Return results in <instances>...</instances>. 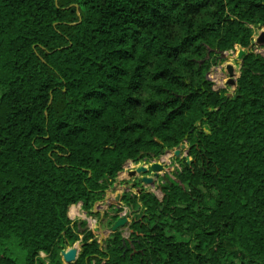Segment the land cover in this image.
Here are the masks:
<instances>
[{
  "label": "trees",
  "instance_id": "1",
  "mask_svg": "<svg viewBox=\"0 0 264 264\" xmlns=\"http://www.w3.org/2000/svg\"><path fill=\"white\" fill-rule=\"evenodd\" d=\"M259 24L264 0H0V264H63L80 235L74 264H264ZM237 46L228 96L209 76ZM186 139L160 196L127 199L128 238L71 221Z\"/></svg>",
  "mask_w": 264,
  "mask_h": 264
},
{
  "label": "rangeland",
  "instance_id": "2",
  "mask_svg": "<svg viewBox=\"0 0 264 264\" xmlns=\"http://www.w3.org/2000/svg\"><path fill=\"white\" fill-rule=\"evenodd\" d=\"M251 29H252V44L249 47V49L252 52H254L255 54L264 56V25L259 24V25L253 26ZM242 50L245 51L246 53L248 52L247 49H243L240 46H237L231 52V54L234 53V55L228 56L229 55L228 54L227 57L225 55L222 62H219L217 65L212 67V69L210 71L209 78H211V76H212V78H214V80H215L216 74H220V73L227 74L228 73L230 78L233 80L232 82L237 83L238 77L240 76V73H241V64L238 61V56ZM230 64H232L233 66H231V67L234 68L233 75H230V72L228 70V67L230 66ZM227 65H229V66H227ZM217 82L213 83V84L217 87L218 91L224 90L225 95H228V96H231L235 93L236 88H237L236 86H235L234 90H232L231 88L221 87L219 85V83H217ZM224 91H221V92H224ZM170 155H173V153H171ZM173 158L178 159L176 157H171V160ZM144 161H146V160H142V162H144ZM140 162H138V163H140ZM149 162H151V161H149ZM148 166H152V164L148 163ZM129 169L130 168L123 170L116 177L114 183H112L111 188L106 191V193L109 191L112 195L106 197L107 194L105 193V195L102 197V199L100 201H97V202L89 205L88 208H84L82 203L74 205L75 207H77L78 212L86 213L87 216L89 217V219L85 217L86 215L83 217L82 216L79 217V215H76V214H74L75 212L71 211V208L73 206L70 208L69 217H70L71 221L73 223H75V222L82 223L83 222L85 224V229L87 231L92 232L95 235V239H97L101 243V245H103V242L107 239L108 234L111 233L110 230H111V226H112L111 223L113 221V218H116L121 213H123L124 212L123 210L128 212V214L130 215V222H131L133 215H132V211L130 210V205L127 201L129 196L132 198L134 197V200H137L136 197L140 196V194L143 191H146V192L157 191L158 195L160 196V192H159L160 190L159 189H160V186L164 183V178H161V177L156 181V185H154V186L146 185V187H144L143 182L141 181L140 178H138V177H140V175H139L137 177L138 178L137 181L136 182L134 181L135 183L132 184V188L130 190L128 189L129 187L127 185H126L127 186L126 188L118 190L117 187H115L117 184L116 183L117 180L122 178V176H123L122 174H124V175L126 174V177L124 176V179L127 180L128 179L127 176L130 173V172L128 173V171H130ZM150 173H152V172L150 171L149 174H146V177H150V176L152 177V174H150ZM160 174L167 175L166 172H164V173L162 172ZM129 177H130V175H129ZM117 192H121L120 197H119L120 199L119 200H117V198L111 199L112 197H114L113 195H115ZM107 201H109L111 204H108ZM138 203L142 207V202L139 201ZM117 219H118V217H117ZM123 235H124V237L128 238L130 235L129 230L125 228L123 230ZM83 237H84L83 235H80L78 240L74 244H69L67 247H64L62 249L63 250L62 252H64L68 248L81 246V247H79L80 250L78 252V256L75 260V263L79 260V257L81 255V250H82V246H83ZM62 260H63V264H66L64 259H62ZM71 264H74V263H71Z\"/></svg>",
  "mask_w": 264,
  "mask_h": 264
},
{
  "label": "water",
  "instance_id": "3",
  "mask_svg": "<svg viewBox=\"0 0 264 264\" xmlns=\"http://www.w3.org/2000/svg\"><path fill=\"white\" fill-rule=\"evenodd\" d=\"M245 54H246V52L243 51V50L240 52V54L238 56V61L240 62V64L242 63V60H243V57H244ZM228 70L230 72V75H233L234 68L229 66ZM232 81L233 80H231L230 83H234L235 84V82H232ZM235 86L237 87V83H236ZM231 96H233V95H231ZM170 152H173L174 156L176 158H182V157L188 156L187 139L185 140V142L182 145H180L179 147L173 149ZM170 152H168V153H170ZM150 171L152 172V173H150V174H152V177L151 176L150 177H146V174H149ZM165 171H166V167H165V165L163 163H161V164H152V166H150V167H146L145 165H143V166L137 167L136 170L130 172V175H132V176H139L140 175V177H138V178L141 179V181L144 184V187H146V185H152V186L156 185V181L160 177L164 178V180H169V177L167 175L160 174L162 172L164 173ZM152 193L157 195V193H155V192H152ZM157 196H159V195H157ZM119 199L120 198H117V200H119ZM129 223H130L129 214H128L127 211H125L112 224L110 231H111V233H116L118 231L124 230L125 228L128 229ZM76 253H77V250L75 248L71 249V251H68V252H65V251L62 252V254L64 256L63 259L66 262V264L75 263Z\"/></svg>",
  "mask_w": 264,
  "mask_h": 264
},
{
  "label": "built area",
  "instance_id": "4",
  "mask_svg": "<svg viewBox=\"0 0 264 264\" xmlns=\"http://www.w3.org/2000/svg\"><path fill=\"white\" fill-rule=\"evenodd\" d=\"M253 27V26H252ZM233 51V50H232ZM232 51H230L228 54H226V57H227V55L228 56H231V55H234V53H232L231 54V52ZM239 78V77H238ZM210 80H211V82L212 83H216V81L214 80V78H212V76H211V78H210ZM213 87H214V89L216 90V91H218V89H217V87L213 84ZM167 155V154H166ZM165 155V156H166ZM165 156H163V157H161V158H158V159H160V160H163V158L165 157ZM171 157H173V156H170L167 160H163L162 161V163L166 166V167H168V168H175L176 170H175V172L176 171H178V170H180V165H179V163H178V161H177V159H172L171 160ZM158 159H153V160H150V159H144V160H146V161H144V162H140V163H134V162H128L126 165H125V167H124V170L125 169H128V168H130L129 170H131V171H133V170H135L139 165H141L142 163L145 165V166H148V163H151V164H153V163H155L156 162V160H158ZM149 161H151V162H149ZM174 172V171H173ZM172 172V173H173ZM166 174H167V176L168 177H170L171 176V174L169 173V172H166ZM165 181V180H164ZM155 193H157V195H158V192L157 191H154ZM107 203L108 204H111L109 201H107ZM124 212H125V210H123ZM122 214V213H121ZM121 214L119 215V216H121ZM129 218H130V216H129Z\"/></svg>",
  "mask_w": 264,
  "mask_h": 264
},
{
  "label": "crops",
  "instance_id": "5",
  "mask_svg": "<svg viewBox=\"0 0 264 264\" xmlns=\"http://www.w3.org/2000/svg\"><path fill=\"white\" fill-rule=\"evenodd\" d=\"M132 170V169H131ZM130 170V171H131ZM130 171H128V173L130 172ZM123 175V176H122ZM121 176H122V178H120V179H118L117 180V184H116V186L115 187H117V189L118 190H120V189H123V188H126L127 186L129 187L128 189L130 190L131 188H132V184H134L136 181H137V177L138 176H132V175H130V173H129V175H130V177H129V175L127 176L128 177V179L127 180H125L124 179V176L126 177V174L124 175V174H122ZM135 181V182H134ZM127 185V186H126ZM120 193L121 192H117L115 195H113L114 197H112L111 199H115V198H119L120 197ZM107 195H106V197H108V196H110V195H112L109 191L106 193ZM118 195V196H117ZM110 200V199H109ZM42 257H45V255H43L42 254Z\"/></svg>",
  "mask_w": 264,
  "mask_h": 264
},
{
  "label": "flooded vegetation",
  "instance_id": "6",
  "mask_svg": "<svg viewBox=\"0 0 264 264\" xmlns=\"http://www.w3.org/2000/svg\"><path fill=\"white\" fill-rule=\"evenodd\" d=\"M165 156V155H164Z\"/></svg>",
  "mask_w": 264,
  "mask_h": 264
}]
</instances>
